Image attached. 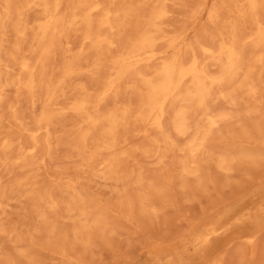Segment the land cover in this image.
<instances>
[{
    "label": "rangeland",
    "instance_id": "374dc122",
    "mask_svg": "<svg viewBox=\"0 0 264 264\" xmlns=\"http://www.w3.org/2000/svg\"><path fill=\"white\" fill-rule=\"evenodd\" d=\"M99 1H102L111 10L131 7L130 9L135 10L136 15L138 14L130 21L131 26L121 36L120 41L122 42L120 43L126 42V37L133 39L139 33V28V31H143L149 22L151 10L160 6L165 12L164 17L160 20L161 31L165 39L159 40L156 47L159 50L158 56L165 58H169L174 53V50L166 48V41L170 39H175L178 42L177 50L193 46L197 40L212 42L213 48H216L221 41L218 32L225 22L233 18L228 9V3L231 0ZM0 2L2 3H0L2 6L0 7L1 17L3 0ZM62 2L64 4L59 13L68 16L77 0H61ZM65 4L69 6H67L69 9L67 7V10L65 9ZM217 7L223 12L220 11V21L213 24L208 19V12L212 10L211 8ZM29 13L30 15L27 17ZM100 16V13H95L93 15L94 22ZM39 17L40 12L36 8H31L25 13V20L30 25ZM3 26V29L0 28V57L3 56V59H0L4 61L7 57V62L1 61L2 67L0 68V93L2 92L0 94V101L2 100L0 102V264H208L212 258L217 264H264V133L257 132L258 127L262 124L261 127L264 130V114H261V112L264 113V65H262L264 64V59L262 60L264 46L254 48L249 40L242 43L241 48L244 56L242 66L245 68L242 67L235 80L229 84L213 87L211 90L213 93L208 97L205 107L196 109L188 117L189 131L183 137H178L172 130L171 122L173 113L180 107L179 104L174 103L167 106L168 112L162 122V131L147 125L148 123L138 121L134 113L138 111V113L145 114L144 109L138 108V95L134 88V86H140L138 79L130 80V85L128 83L120 84L116 94L109 93L104 97L100 95L104 89L105 81L110 78L109 60L120 52L119 47L118 50L112 48L104 52L106 55L101 61L103 65L96 70L93 66L95 53L91 50L90 43L83 40L84 28L82 25H75L70 29L71 32L69 30L66 32L68 35L65 33L61 37H57L55 53L50 58L51 64L48 63L50 66L47 65L46 68L47 78L52 77L54 81L58 79L61 67L64 63L69 62L74 55L81 53V60L77 65V72L66 79L64 90L59 92L55 110L68 108L87 96L86 98L90 101L87 114L92 117L95 115H97L95 117H99V115L102 117L114 109H121L125 106L131 111L117 131L115 150L108 153L110 156L111 153L114 155L110 157L106 156L107 152L105 154V151L97 152L96 156L101 155L102 159L97 157L96 165L93 162L87 163L85 160L89 154L95 152L92 145L93 138L88 140L87 150L84 154L78 155L75 150L73 144L77 131L87 129L89 126L86 122H81L80 116L67 109L58 111L57 118L50 126L47 137L44 134L35 133L38 141V148L35 152L29 154L26 151L31 143L30 135L34 132L32 131L35 127L34 121L41 111V106L39 101L35 105H30L23 98H19L15 87L9 85L17 75L16 68L11 66L12 63L9 62L11 60L7 55L15 43V37L6 22L3 23ZM250 32L252 30L250 31L248 25L240 30L242 36ZM134 33L135 35L131 36ZM26 43L23 49L27 51L28 44ZM195 52H197L198 59L201 57L202 61H200L205 64L208 74L218 76L219 69L221 70L220 63L215 62L214 59H205V57L202 59L201 53ZM24 55L27 58L32 55L29 61L33 63L34 54L25 52ZM8 62L11 63L10 67L7 65L8 67L4 69L3 66H6L5 64ZM150 66L152 69L156 68L157 62ZM150 66L149 70H151ZM144 68L141 67L145 72ZM246 68H248L247 71H245ZM138 69L141 71L140 68ZM138 69L137 71H139ZM49 72L52 74H48ZM54 75L55 77H53ZM245 76L249 78L248 84L241 83ZM216 115H225L226 119L218 123L220 128L217 125L209 133L205 149L196 156L200 160V164L197 165L195 157L194 165L186 166L187 170L194 171V175H186L182 171L181 163L189 158L180 149H184L191 139L200 135L197 134V130L201 133L206 128L208 117ZM255 116L259 118L257 119ZM221 123L224 125L222 126ZM105 126V122L100 120L93 128V136L100 135ZM227 126H229L228 129ZM213 133L215 134L212 136ZM166 137L168 142L174 145L173 148H170L165 142ZM46 138L47 142H45ZM5 140L10 141V147L7 150H3L1 147ZM153 141L157 143L155 144ZM246 146L250 148L248 149ZM251 150L254 154L260 153L259 157L248 160L238 156L240 151L253 154ZM205 153L212 159L214 157V161L209 159L210 157ZM230 154L232 155L230 156ZM115 155L116 158L113 157ZM214 155L231 157L229 165L224 169L218 168L219 158ZM104 156L106 159H103ZM232 157L235 158L232 159ZM110 158L117 159L115 164H119L118 166L116 164L118 175H108L104 167L98 164L99 160ZM201 162L204 163L201 164ZM202 165L203 167H201ZM178 166L179 168H177ZM253 167H257L256 170ZM176 168L180 170H176ZM198 171L202 173L200 172L199 175ZM175 175L177 176L175 177ZM200 176H203V179ZM121 177L124 178L121 179ZM138 178H144L145 182L142 180V185L137 187L135 180L137 181ZM218 179L219 181H217ZM124 181L128 182L125 186L122 184V182L125 183ZM176 181L179 187L175 186ZM149 182L151 185L158 183V186L154 184V189L151 191V193L155 192V196L152 195L153 193L150 194L152 197L148 196V193L146 198L149 199L145 198L142 200L143 202H140L137 197L141 193V189L149 186ZM168 182L169 184H167ZM143 183L146 185L144 186ZM120 186L125 188L124 196H122L123 194L118 195ZM142 186L143 188H141ZM63 189H65V193L62 192ZM48 190H51L50 193L53 192L50 195L54 200L51 196H41L40 193ZM59 190H61V194L57 192ZM121 191L123 193V188ZM164 191L170 193H167L169 197ZM137 192L138 194H136ZM31 193L36 195H31ZM189 194L192 197H189ZM165 195L166 198H164ZM39 196L42 200L38 201L37 197ZM80 198L84 201L85 212L88 214L87 220L91 222L94 218L100 219L98 221L100 224H96V226L89 224L90 226H88V221H84L77 212L67 211V204ZM120 198L125 203H122ZM84 199H89V203L87 201L89 206L86 205ZM169 199L171 200L169 201ZM146 200H152V202ZM51 203H55V208L49 207ZM93 203H97L94 209L100 204V210L105 208L104 205L106 208L104 211H100L99 207L96 210L91 207L92 211H90L89 208L91 205L93 206ZM135 203L139 207L134 206ZM121 204L126 210L128 206L135 210L129 208V211H126L125 208H121ZM148 205L156 206V209L153 208L157 210L156 212L161 211L163 207V212L155 214V210L151 211ZM169 205L171 207H168ZM117 207L119 209L115 210ZM139 208L144 209L143 212ZM120 209L124 211L120 213ZM146 209H149L150 212ZM144 211L150 213V216H147L148 213L145 215ZM130 215L134 218H131ZM140 216L147 220H141ZM147 217H151V219ZM136 218L138 219L135 220ZM118 219L120 220L118 221ZM121 220L125 222L124 227ZM120 225L123 230H129L132 227L133 229L130 228V231L133 233L129 234V231L126 230L120 231L122 229L119 228ZM47 227H54V232L55 230L56 232L50 235ZM97 227H101V229ZM84 239L89 242V245L85 246L81 243ZM249 239L253 242L251 243ZM246 240L250 241L248 242L250 246Z\"/></svg>",
    "mask_w": 264,
    "mask_h": 264
},
{
    "label": "bare ground",
    "instance_id": "6f19581e",
    "mask_svg": "<svg viewBox=\"0 0 264 264\" xmlns=\"http://www.w3.org/2000/svg\"><path fill=\"white\" fill-rule=\"evenodd\" d=\"M63 2L61 3V0H3V12H2V15L0 17V21H1L0 28L3 29L4 28L3 23L6 22L7 25L10 26V29L13 32L14 37H15V43L11 47V50H9V52H7V55L9 57L8 59L11 60V61H9V60L8 61L11 62L13 65L8 62V64H5L6 66H3V68L6 69L11 64V66H15L16 71H17V75L16 74H15L16 76L14 75L15 78H13L11 80V83L9 85L10 86L12 85V87L13 86L15 87V89H16L15 91H17L19 98H23L30 105H35V103L39 101L40 106H41V111H40L39 115H37V117L35 118V121H34L35 127L32 130L34 132H32L30 135L31 143L28 146V148H26L27 149L26 151L29 154L34 153L35 150L38 148V141L35 137V133H41L47 137V135L49 134L50 126L53 124L54 120L57 118V115L59 113L58 111H63L65 109H67L71 113L80 116V118L82 119L81 122H86L87 125L89 126L87 129L77 131L76 136H75L76 139H75L73 146H74L75 150L77 151L78 155H82L87 150L88 140H91L93 138L94 141H93L92 145L94 147L95 152L89 154L85 158V160L87 163L93 162L95 164L97 157L98 158L100 157V159H102L101 155L96 156L97 152H99V151L104 152L105 151L104 152L105 154L107 152L106 156H110L108 153L112 152L113 149L115 150V147H116L115 146V140H116L117 131L119 130V127L121 125H123L124 121H126L125 119H127L128 115L131 114V111L129 110V108L125 106L121 109H114V110L110 111L109 113H107L105 116L100 117V115H99V117H95V116H97V115H95L94 117H92V116L87 114V111H88L87 107L90 103V101H88V98H86L87 96L85 98L78 100V101H76V99H75L76 102L73 103L72 105H70L68 108H60L58 110H55L56 99L58 97L59 92H62V90H64L63 87L65 86V82H67L66 79L69 78L71 75H73L78 70L77 65H78L79 61L81 60V57H80L81 53L74 55L69 62L63 64V66L60 69V76L55 81L53 80L52 77L47 78L48 76L46 73V68H47L48 63L51 64L49 62L50 58L55 53L54 52L56 49L55 44H56V42H58V39H56V38L61 37L68 30L70 31V29L75 25L80 24L83 26V28H84L83 40L90 43L91 50L95 53V56H94L95 58H94V62H93L94 69L98 70L100 68V66L103 65V63L101 61L103 60V56L106 55V54H104V52H107V51H109V49L111 50L112 48H116L118 50V47H119L120 52L116 56L112 57L111 59L109 58L110 59L109 60V62H110L109 69L111 71L110 78L105 81L104 89L100 95H103V97H104L109 93H115L116 94L117 88H118V86H120V84L128 83L130 85V83H129L130 80L132 81V79H138L140 82V86L139 87L134 86L136 94L138 95V98H137L138 108L145 110V114L138 113V111L136 113H134L136 115L138 121L142 122V123H148L147 125L154 127L158 131H162V125H163L162 122H163L164 116L168 112L167 106L172 105L174 103L179 104L180 107L177 110H175V112L173 113V118H172V122H171L172 130H173L174 134L178 137H183L189 131V128H190L188 126L189 124L187 125L188 117L190 115H192L196 109H200V108L203 109L205 107V103H206L208 97L211 95V93H213V91L211 92V90H213V87L229 84L230 82L235 80V78L237 77V75L241 71V68L244 67V66H242L243 65V57H244L243 56V49L241 48L242 43H244L245 40H249L251 43V46H253L254 48L264 46V21H263L264 20V18H263L264 0H231L230 2L228 1L229 2L228 3L229 4L228 9H229V12L232 13L233 18L232 19L230 18V21L225 22L224 26L221 27L220 31L218 32V34L221 36V41L216 48H213L212 42L208 43V42H204V41L202 42L200 40H197V41H195L193 46H188L187 48H185L183 50H179V49L177 50V47H178L177 43L178 42L175 39H170V40L166 41V48L170 49V50H174V53L172 56H170L171 55L170 54L169 58L159 57L157 54V52L159 50L156 47V43L159 40L165 39L163 34H162L161 27H160V20L164 17L165 12L160 8V6L151 10L150 15H149V22L147 23L146 28H144V30L141 29L143 31H139V29H140L139 28L138 29L139 33H137V35H135V33L133 35H131V36L135 35L133 37V39H130V38L128 39L126 37V39H127L126 42L120 43V42H122V41H120L121 36L131 26L130 21L138 15V14L137 15L135 14V10L130 9L131 7L130 8H124V9H122V7H120V9L113 8V10H111V8H108L106 5L103 4L102 1H99V0H77L76 4L73 5V7L70 9L69 15L67 14L68 16H65V14L59 13L62 5L67 1H65L64 3ZM106 2H108V0ZM67 6L68 5L65 4L66 10L69 7V6L68 7ZM0 7H2V6L0 5ZM111 7H112V3H111ZM219 7L211 8L212 10H210L208 12V19L213 24H217L220 21V13L223 11H221V9ZM31 8H36L40 12V17L37 18L36 20H34L32 25H30L25 20V13L27 10H29ZM198 8H199V6H198ZM95 13L96 14L100 13L101 16L99 19L97 18L98 20H96L94 22L93 15H95ZM195 13H197V12H195ZM29 15H30V13L28 14L27 17H29ZM206 16H207V14H206ZM140 17H141V15H140ZM146 19H147V17H146ZM225 19H227V18H225ZM132 23L134 24L133 21H132ZM245 25L250 26V31L252 30V32L248 33L247 35L242 36L240 34V30ZM132 28L134 29V26H132ZM251 28H253V29H251ZM130 30H132V29H130ZM167 33H169V32H167ZM66 35H68V34L66 33ZM206 39H208V38H206ZM61 42H62V40H61ZM25 43L28 44L27 45L28 46L27 51L25 49H23V46ZM68 43H69V41H68ZM192 44H193V42H192ZM57 46H58V44H57ZM258 49L261 50V48H258ZM57 50H58V48H57ZM195 51H199L201 53V55L203 56L202 59H204V57H205V59L206 58L214 59V60H216L215 62L220 63L221 70L219 69L220 73H219V75L217 74L218 76H214V75L211 76L208 74L205 64L203 62H201L202 61L200 59L201 57L198 59V57L196 56L197 52H195ZM25 52H29L30 54H34V57H32V58H34L33 63H31L29 61L30 60L29 58H31L30 56H32V55H30L29 58H27L24 55ZM109 53H111V52H109ZM201 55H198V56H201ZM112 56H113V54H112ZM0 58L3 59V56ZM6 59H7V57H6ZM6 59H4V61H2L0 59V68L2 67L1 61L7 62ZM263 59L264 58H262V60ZM204 61H206V60H204ZM154 62H157V67L152 69V67L150 65H152V63H154ZM263 62H264V60H263ZM262 65H264V64H262ZM48 66H50V65H48ZM149 66H150L151 70H149ZM141 67H145L144 68L145 72L143 69H141ZM138 68H140L141 71ZM137 69L139 71H137ZM247 69L248 68H246L245 71H247ZM1 73H2V71H1ZM245 73H247V72H245ZM13 74L11 75V78L13 77ZM48 74H52V72L51 73L49 72ZM49 76H51V75H49ZM53 77H55V75ZM1 79H3V77H1ZM125 80H127V81H125ZM4 81H5V78H4ZM248 82H249V78L247 76H245L241 83L242 84L243 83L248 84ZM131 84H133V83H131ZM41 91H42V93H41ZM0 94H2V92ZM18 97H16V98H18ZM6 108H8V107H6ZM100 114H102V113H100ZM261 114H264V113L261 112ZM211 115H213V114H211ZM16 117H18V116H16ZM225 117H226L225 115H216L213 117H208L206 119L207 120V122H206L207 125H205L206 128L203 126L205 129L202 130L201 133L197 130V134H200V135L191 139L189 141L188 145L184 147V149H180V151L182 153H184L185 155H187L189 158V160H187V161L184 160L181 163V165L183 166L182 167L183 173H185L186 175H189V176L194 175V171L193 170L192 171L187 170L186 168H188V167H186V166L188 164L194 165V158L197 156L198 153L202 152V150L205 149V146L208 142L209 133L211 132V130L215 126L218 125V123L220 121L225 120L226 119ZM256 118L258 119L259 117H256ZM100 120H103L105 122L106 126L103 129V131L101 132V134L97 135V136L95 135L96 136L95 137V136H93V128L95 127V125ZM260 122H261V120H260ZM219 125H218V127H219ZM221 125H222V123H221ZM262 125H260L257 129V132L260 134L264 133V130L261 127ZM229 126H227V129ZM240 126H242V125H240ZM230 128H231V126H230ZM234 130H238V129H234ZM215 133H213L212 136ZM209 139H211V138H209ZM259 140H261V139H259ZM45 142H47V138L45 139ZM165 142L168 143L170 148L174 147V145L171 142H168L167 137L165 139ZM255 142H256V140H255ZM255 142H253V143H255ZM261 142H263V141H261ZM153 143L156 144L157 142L153 141ZM240 145H241V143H240ZM1 147L3 150L9 149L10 141H8V140L3 141L1 144ZM227 147H228V145H227ZM251 152H252V150H251ZM234 153H232V154L234 155ZM205 154H206V156L208 155L207 153H205ZM213 154H215V153H213ZM232 154H230V156ZM259 154H254V153L253 154H247V153L240 151L238 156L241 159L254 160V159L259 157ZM112 155H114V154L111 153V156ZM227 155H228V153H227ZM106 156H104L103 159ZM214 156L219 158L218 163H217L218 168L224 169L226 166L229 165V162H230L229 158H231V157L228 158L227 156L226 157L225 156L219 157L216 155H214ZM113 157L116 158V155ZM115 158H110L107 160H99L98 161L99 162L98 164L102 165L104 167V169L108 175H115V174L118 175L117 170H116V164H117V166L119 164L118 163L115 164V162H117L116 161L117 159H115ZM206 158H208V157H206ZM233 158H235V157H232V159ZM195 159L197 161L196 163H198L197 165H199L200 160H198L197 157ZM209 159H212V158L210 157ZM213 159H214V157H213ZM213 161H212V163H213ZM205 162L207 163V160H205ZM203 163L204 162H201V164H203ZM96 165H97V163H96ZM179 166L177 168H179ZM201 167H203V165ZM92 168H94V167L92 166ZM177 168H176V170H180ZM253 168H255V167H253ZM256 168H255V170H256ZM195 169H196V167H195ZM119 170H120V168H119ZM200 172H199V175H200ZM205 172H207V171H205ZM241 172H242V170H241ZM177 175H175V177ZM199 175H197V176L199 177ZM211 176H213V175H211ZM202 177L200 176V178H202ZM205 177H206V175H205ZM234 177H232V178H234ZM111 178H113V177H111ZM123 178L121 177V179H123ZM186 179L188 180V177ZM207 179H208V177H207ZM134 180H132V181H134ZM142 180H144V178H138L137 181L135 180V182L137 183L136 184L137 187H138V185L139 186L142 185ZM166 180L169 181L168 179H166ZM127 181L126 182L124 181L126 184L122 182L123 186L127 185V183L130 180L128 182ZM146 181H148V180H146ZM151 181H154V180H151ZM167 181H165V182H167ZM190 181H192V180L190 179ZM217 181H219V179ZM144 182H145V180H144ZM149 183H150L149 186L148 185L145 186L146 184L143 183L145 186L143 189L144 191L141 189V193H139V195L137 197L140 202H143L142 200L146 198L148 193H149L148 196H151L150 194H152V193H153L152 195L155 196V194H154L155 192L151 193V191L154 189L153 188L154 184H157V186H158V183H154L153 185H151V182H149ZM164 184H166V183H164ZM167 184H169V182ZM130 185H132V184H130ZM157 186H156V188H157ZM159 186H160V184H159ZM175 186L179 187V184H177V181H176ZM120 187L123 188V193H122L121 188H120V192L118 195L123 194L122 196H124V189L125 188L122 186H120ZM166 187L169 188L167 185H166ZM166 187H164V188H166ZM126 188H128V187H126ZM141 188H143V186ZM164 188H163V190H164ZM174 188L176 189V187H174ZM189 189H190V187H189ZM64 190L65 189H63V191H62L63 193H65ZM127 190H125V191H127ZM60 191L61 190H59L57 192L59 193ZM50 192H51V190H48V191H45V192L40 193V194L42 197H49L53 193V192L52 193H50ZM62 192H60L59 194H61ZM167 193H169V192L167 191ZM172 193H173V191H172ZM38 194H37V196H38ZM82 194H84V193H82ZM82 194H80V195H82ZM128 194H129V192H128ZM136 194H138V192ZM169 194H167V196ZM190 194L193 195L192 193H190ZM190 194H189V197H192V196H190ZM31 195H36V194L31 193ZM114 195H116V194H114ZM163 195H164V193H163ZM41 196L37 197L38 201L42 200ZM135 197H136V195H135ZM135 197H133V198H135ZM121 198L123 199V197H121ZM164 198H166V195ZM52 199H53V197H52ZM122 199H121V201H122ZM146 199H149V198L147 197ZM76 200H74L73 203H71V204L70 203L67 204L68 210L67 209L66 210L69 212L75 211L78 213L79 216H81L83 218L84 221H88L86 218V216L88 214H86V212H85L86 210L84 208L83 199L80 198L79 200H77V201ZM88 200L89 199L85 200L86 205H88V203H89ZM152 200H149V201L146 200V201L151 203ZM170 200L171 199H169V201ZM87 201H88V203H87ZM130 201H128V202L131 203ZM52 202H54V201H52ZM123 202L124 201H122V203ZM47 203H48V200H47ZM55 203L49 204V207L55 208L54 207ZM94 204L95 203H93V206L92 205L90 206V208H89L90 211H92L91 210L92 208L94 209V207L97 206V203L95 205ZM137 204H138V202H137ZM166 204H167V202H166ZM117 205H119V204L117 203ZM153 205H155V204H153ZM164 205H165V203H164ZM170 205L168 207L172 206V205L171 206ZM134 206L139 207V205H136V203ZM134 206H132V207H134ZM142 206H143V204H142ZM146 206H147V204H146ZM149 206L150 205H148V207ZM56 207H57V205H56ZM98 207L97 208L100 210L101 204L98 205ZM104 207L106 208L105 205H104ZM130 207L128 206L127 210ZM154 207L156 209V206H154ZM154 207L150 206V210L151 211L155 210V209H153ZM157 207H158V205H157ZM103 208H101V209H103ZM119 208H120V206H119ZM119 208L117 207V208H115V210H118ZM121 208H125V207H122V204H121ZM143 208L145 209V207H143ZM164 208H166V207H164ZM96 209H94V210H96ZM104 209L100 210V211H104ZM144 209H142V210H144ZM159 209L161 210V208H159ZM121 210L122 209H120V213L124 211V210H122V211ZM125 210H126V208H125ZM131 210H135V209L133 208ZM131 210H130V213L132 212ZM142 210L140 209L141 212H143ZM162 210H163V207H162ZM147 211L150 212L149 209ZM156 211L157 210H155V214L161 212V211H159V212H156ZM115 212H117V211H115ZM148 212L144 211V214L146 215ZM95 213H96V211H95ZM127 213H125V215H127ZM149 214L150 213H148L147 216ZM130 216H131V218H134V216H132V215H130ZM137 217H139V216L137 215ZM151 217H147V218L151 219ZM144 218L142 219V217H141V220L146 221L147 219L145 220ZM130 219H128V220H130ZM137 219L138 218H136L135 220H137ZM119 220L120 219H118V221ZM98 221H100V219L97 220L94 218L91 220V222L89 220L87 225L90 226L89 224H93L91 226H94V225L96 226V224H100ZM121 221H122V226H123V224L125 222H123V220H121ZM135 223H136V221H135ZM127 225L128 224L126 223V226ZM88 226H85V227L89 228ZM122 226L119 228H122ZM124 226H125V224H124ZM128 227H130V226H128ZM47 228H49V227H47ZM97 228H99V227H97ZM130 228H132V227H130ZM130 228H129V230L125 229L127 232L129 231L128 232L129 234H131L130 232H132V231H130ZM99 229H101V227ZM117 230H119V229H117ZM125 230H123V228H122L120 231H125ZM136 230H133V231H136ZM45 231H46V229H45ZM55 232H56V230H55ZM55 232H54V227H51L48 230V233L50 235L52 233H55ZM101 232H102V230H101ZM49 234H47V235H49ZM134 234H135V232H134ZM102 235H103V233H102ZM102 235H101V237L104 236V235L103 236ZM53 237H55V236H53ZM48 239H50V238H48ZM84 240H86V239H84ZM84 240H82L81 243L85 246L89 245V242L87 240L86 241H84ZM250 241H248V242H250ZM246 242H247V240H246ZM252 242H253V240L251 241V243ZM248 244L250 246V243H248ZM71 245H73V244H71ZM252 246H251V248H252ZM24 255H26V254H24ZM208 264H217V262L215 261L214 258H212V260H210Z\"/></svg>",
    "mask_w": 264,
    "mask_h": 264
}]
</instances>
